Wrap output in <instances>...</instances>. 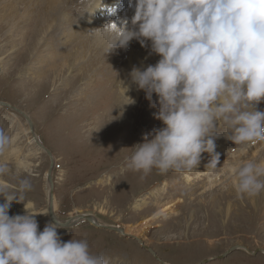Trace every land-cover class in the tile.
I'll use <instances>...</instances> for the list:
<instances>
[{"label": "rangeland", "instance_id": "obj_1", "mask_svg": "<svg viewBox=\"0 0 264 264\" xmlns=\"http://www.w3.org/2000/svg\"><path fill=\"white\" fill-rule=\"evenodd\" d=\"M92 2L64 0L63 14L74 20L71 27H77V17L87 22ZM17 3H14L17 13H9L7 20L15 22L24 15V5ZM77 3L83 7H77ZM2 8L0 0V11ZM2 13L3 19L7 13L2 11L0 15ZM110 13L106 8L99 12L93 25L85 29L86 35L96 33L101 25L117 19V16H109ZM97 19L104 20L97 22ZM2 22L0 20V101L30 119L37 140L52 154L56 218L66 222L76 220L77 216H91L103 226L143 229V235L137 238L156 258L130 239L129 234L123 232V236L99 229L86 220L59 227L63 241L86 240L92 253L106 255L111 264H160V261L202 264L204 260L208 262L203 264H264V255L251 256L244 250L219 258L235 245L250 251H264V191L255 198L239 197L228 168L229 163L244 152L247 154V150H253L248 159L264 161V142L235 145L227 138L228 127L221 122L214 130L217 134L215 151L220 154L218 168L208 166L210 156L202 153L199 165L191 171L161 174L153 169L142 179V173L126 168L127 158L133 151L131 147L142 142L144 134L162 125L155 118L158 108L150 106L157 99L155 94L150 102L144 91L137 93L135 84L130 82L127 56L132 52L133 64L137 65V60L144 63L141 68L154 65L159 56L151 53L148 46L142 47L132 40L126 48H117L106 55L104 46L94 50L85 41L71 44L69 40L67 52L72 56L66 68L45 70L37 76L34 70L39 62L31 67L35 53L30 50V43L33 39L39 43L44 39L39 23H35V18L27 21L29 26H23L25 36L20 39L22 32L9 33L11 22L7 26ZM55 33L53 43L65 40L58 36V30ZM80 45L85 47V57L82 64H77L73 50H79ZM124 88L127 96L121 91ZM257 108L264 110V101ZM0 128L15 138L0 154V164L7 169L0 174V191L25 201L14 200L9 215L23 214L26 203L31 211L40 213L36 219L38 230L42 231L48 210L49 159L31 142L28 125L16 111L0 106ZM21 180H28L31 188L18 191ZM3 200L0 195V203ZM173 202L175 204L165 214L159 211L160 207Z\"/></svg>", "mask_w": 264, "mask_h": 264}, {"label": "clouds", "instance_id": "obj_2", "mask_svg": "<svg viewBox=\"0 0 264 264\" xmlns=\"http://www.w3.org/2000/svg\"><path fill=\"white\" fill-rule=\"evenodd\" d=\"M130 2V24L109 22L96 31L105 55L136 39L159 56L154 65L134 66L129 75L147 100L155 94L150 106L158 108L155 118L162 126L131 147L126 168L142 173V179L153 169L191 171L208 153L207 165L216 169L220 154L214 130L221 122L235 145L264 142V110L257 108L264 101V0ZM14 141L0 128V154ZM229 168L239 197L255 198L264 191V161L240 156ZM6 170L0 164V174ZM30 188L21 180L18 191ZM0 195V264H111L106 255L92 253L86 240L63 241L57 218L38 230L40 213L26 203L23 214L9 215L14 200L25 201Z\"/></svg>", "mask_w": 264, "mask_h": 264}, {"label": "bare ground", "instance_id": "obj_3", "mask_svg": "<svg viewBox=\"0 0 264 264\" xmlns=\"http://www.w3.org/2000/svg\"><path fill=\"white\" fill-rule=\"evenodd\" d=\"M89 1H91V0H89ZM92 1L93 2L90 5L91 8L89 7L90 9L88 10L87 22H83L81 20V17H77L76 18L77 27H71L70 23L72 24L74 22V20H72V19L70 20L69 18H67L68 16L66 17L63 14V10H64L63 9L64 8V3L63 2H64V0H2V5H3L2 11H4V13H7V14L4 15L3 16L4 18L2 19V15H3V13H2L0 15V20L3 21L2 23L4 24V26L9 25L10 22H11V27H10L9 33L17 32L19 34V33L22 32L20 34V39H23L24 36H25L24 35L25 33H23V31H22V29L25 28L23 26L24 25L25 26H29V25H26L27 21H30L31 19L35 18V23L36 24L39 23L38 24L39 28H40L39 32L43 34L42 36L44 37V39L40 43H39V41H37V40L35 41V39H33L31 41V43H30L31 44L30 50L32 49V51L35 53V55L32 57V59L30 61V62H32L31 63V67L33 68L34 65L37 66V64L39 62L38 66H37L38 68L34 70V72L37 70L36 71L38 73L37 76H39V74L41 75V73H43L45 70H47V71H56V70L59 71L60 70L61 71L62 68H64V67L66 68V66L68 65L67 61L72 56V55L70 56L69 53L67 52V46L69 45L70 42H71V44H73L74 42H77L79 40L81 42V44H82L85 41V42H87V44H90V46L93 47L94 50H99V49L102 48L103 44L100 41V39L98 38L97 32L93 33V34L86 35L88 32L85 29L88 27V25L89 26L93 25V23L95 21V18H96V15L99 12L102 13L104 8H106L108 12L109 11L112 12V13H110L111 15H109V16H111V17H116L117 16V19H114V20H112L110 22H114V23H116L118 25L121 21H125L126 20L130 24L131 17L134 14V4L131 3L130 0H105L104 3H102L103 0H92ZM17 2H19V4H23L24 5L25 12H24V15L20 17L21 18L20 20L17 19L18 21H15V22L13 21L12 22V20L11 21L7 20L6 17L10 16L9 13L12 14L14 11H16L15 10V4ZM86 3H87V1H86ZM86 3H85V5H86ZM113 5H119V6L117 8H114V7H112ZM76 6L77 7H83V5H78V3H77ZM120 8H126V9L125 10H121L120 12L115 11V10H118ZM2 11H0V12H2ZM16 13H17V11H16ZM30 16H33V17H31V19H29L28 17H30ZM15 17L17 18V16H15ZM15 17H14L13 20H15ZM36 19H37V21H36ZM101 20H104V19H97V22H99ZM103 27H104V25H101L100 28H103ZM57 30H58V36L60 35L62 38H65V40L63 42H61V43H58V42L53 43V41L55 40L54 37L56 35V33L54 34V32L57 31ZM29 37H31V36H29ZM69 40H70V42H69ZM132 41L135 42V43H138V40H136V39H133ZM80 46L81 47L79 48V50H75V49L73 50L72 49L74 51V57H75L74 61L77 64H82L83 60H84V57H85V55L83 53V52H85L84 51L85 47L83 45H80ZM32 51L29 54H32ZM70 51H71V49H70ZM130 55H132V52H130L129 55L127 56V60H128L127 64H128V69L130 70V72H131V70H132V68L134 66L135 67H140V68L142 66H144V63H140L141 60H137V59L136 60H137L138 64L137 65H135V63L133 64V61H132V58H131ZM36 60H37V62H34ZM147 64H148V62H147ZM47 67H49V69H47ZM123 85H125V84H123ZM120 87H122V86H120ZM134 88L137 89L136 85L134 86ZM121 91H122V93H124V96H127V95H125V94H127V91L125 90V88L122 89ZM139 91H140V93L143 92V90H139V89H137L136 92L139 93ZM129 98H130V96H129ZM123 105H125V104H123ZM123 109H124V107H123ZM25 130H27V129H25ZM31 138H32V136H31ZM31 142L33 143V138L31 140ZM262 146L264 148V143H263ZM254 149H256V148H254ZM247 151H248L247 154L245 152L243 153V157L245 159H248L252 155V151L253 150L251 152H249V150H247ZM229 164H228V168H229ZM229 170H230V168H229ZM155 172H157V171H155ZM127 185H129V183ZM124 187H126V185ZM124 190H125V188H124ZM123 195H124V191H123ZM173 204H175V203L173 202V203L167 205L166 207H160L159 211L162 212V214H165L166 211L171 209V206H173ZM52 215H53L54 218H56V216L54 214V210H53V205H52ZM45 217H46V219L43 218L44 219L43 220L44 224H46L47 222H53L52 219H50L48 210H47V215ZM95 223H99L98 220H96ZM142 230L143 229H138L137 231H134L133 229H126L125 228V230L123 229V232L129 234L128 236L135 235V236H132V237H140V236L143 235L142 234ZM125 236H127V235H125Z\"/></svg>", "mask_w": 264, "mask_h": 264}, {"label": "water", "instance_id": "obj_4", "mask_svg": "<svg viewBox=\"0 0 264 264\" xmlns=\"http://www.w3.org/2000/svg\"><path fill=\"white\" fill-rule=\"evenodd\" d=\"M0 106L5 107V108H9V109H12V110L16 111L18 114H20L25 119V121H26V123L28 125V128L30 130V135L33 138L34 145L40 151H42L48 157V159H49V163L50 164H49V167H48V170H47V173H46V181H47V185H48V212H49L50 219H52V221L55 222L56 221V218H54L53 215H52V205H53V182H52V177H51L52 168H53V157H52V154L50 153V151L48 149H46L44 146H42L40 144V142L37 140V138H36V136L34 134L32 122L30 121V119L23 112H21L20 110L16 109L15 107H13V106L9 105L8 103H5V102H1L0 101ZM79 220H86L89 224H91V225H93V226H95V227H97L99 229L111 230L112 232H115L116 234L123 235V229L102 226V225H100L98 223H95L96 220L93 217H91V216H77L76 217V220H74L72 218L70 220H67L66 222H61L60 227L61 228H65V227L73 226ZM129 238L135 240L140 247H142L144 250H146L147 252H149L150 254H152V251H150L149 248H147L146 246H144L143 243H142V241L139 238L132 237V236H129ZM238 250H244L247 254H250L251 256H253V255L255 256L258 253L264 255V251L263 250L250 251V250H248V249H246V248H244L242 246L235 245V246H231L230 248H228L219 258H221V259L222 258H225L228 255H230L231 253H233L235 251H238ZM154 258H156V257L154 256ZM206 262H208V260L202 261V264L203 263H206ZM160 264H165V263H163L162 261H160Z\"/></svg>", "mask_w": 264, "mask_h": 264}]
</instances>
